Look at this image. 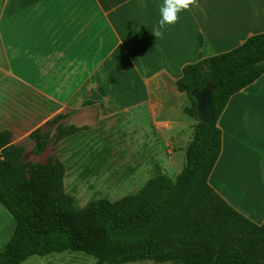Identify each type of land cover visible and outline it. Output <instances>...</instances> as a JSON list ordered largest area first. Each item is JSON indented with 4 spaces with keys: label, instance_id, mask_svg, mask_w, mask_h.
<instances>
[{
    "label": "crops",
    "instance_id": "crops-1",
    "mask_svg": "<svg viewBox=\"0 0 264 264\" xmlns=\"http://www.w3.org/2000/svg\"><path fill=\"white\" fill-rule=\"evenodd\" d=\"M198 2L157 39L151 29L158 27L163 0H0V133L10 131L11 144L18 146L35 129L45 131L48 115L41 101L50 100L60 111L82 109L77 129L50 148L64 164L70 196L69 173L102 170L113 152L139 160L134 173H126L124 189L135 190L130 194L160 174L176 179L179 174L169 171L178 170L183 158L185 168L197 124L187 111L190 98L176 86L184 66L264 32V0ZM88 100L93 103L84 106ZM92 106L106 112L93 115ZM217 125L222 148L209 183L262 224L264 74L231 96ZM46 150L48 145L40 154ZM239 191L253 195L244 201ZM101 198L116 200L88 202ZM15 225L0 202V246Z\"/></svg>",
    "mask_w": 264,
    "mask_h": 264
},
{
    "label": "trees",
    "instance_id": "trees-1",
    "mask_svg": "<svg viewBox=\"0 0 264 264\" xmlns=\"http://www.w3.org/2000/svg\"><path fill=\"white\" fill-rule=\"evenodd\" d=\"M263 74L264 32L186 64L176 86L192 101L187 111L197 115L192 90L211 85L214 117L195 125L185 168L176 179L160 174L136 193L92 200L83 208L64 189L62 161H24L25 148L11 144L10 131L0 133V202L16 220L13 235L0 247V264L67 250L108 264H264V222L241 214L209 183L222 148L218 119L231 96ZM34 136L33 152L40 154L46 135L37 128Z\"/></svg>",
    "mask_w": 264,
    "mask_h": 264
},
{
    "label": "rangeland",
    "instance_id": "rangeland-1",
    "mask_svg": "<svg viewBox=\"0 0 264 264\" xmlns=\"http://www.w3.org/2000/svg\"><path fill=\"white\" fill-rule=\"evenodd\" d=\"M84 106L90 105L93 103L92 100H88L85 102ZM42 108L46 109V113L48 115V121L45 124L46 130H40L46 135V142L49 150L42 154H35L33 152V148L37 142V138L27 137L24 142L21 143V146L25 148V159L27 161H31L35 164L44 163L47 161L50 155V148L55 150L58 146V138L64 131H69L70 128L75 127L77 129L74 122L77 121V116L82 109H71L69 111H60L59 105L55 104L50 100H42L41 101ZM192 106V101H190L188 108ZM92 114L98 115L101 112L99 106L91 107ZM191 116L193 123L199 121L198 116L194 114V112L188 113ZM192 123V127H193ZM74 129V130H75ZM36 130V129H35ZM34 130V131H35ZM33 131V132H34ZM69 131L67 133H70ZM66 133V134H67ZM41 134V133H40ZM128 154V153H120ZM132 156H135L134 154ZM184 160L182 159L181 164L178 165V170L169 171V174L173 177L178 175L183 167ZM139 163L135 157H117V153L113 152V154L105 159V162L101 165L102 170H88V174L84 175L85 170H77V173L74 172V176L70 175L67 178V188L70 190L69 192L74 195L73 202L74 204H78L77 207L83 208L89 200L97 198V197H109V198H119L122 195L130 194L133 191H129L128 189H124L126 186V173L129 174L134 173L137 169L136 165ZM99 165V166H100ZM76 176V177H75ZM139 189V188H138ZM137 189V190H138ZM136 190V191H137ZM107 194V195H104ZM3 245V244H2ZM1 247V246H0ZM20 264H108L98 262V259L94 256L88 255L86 253L80 251H64L58 253H51L48 255H33L27 258L24 262ZM124 264H175L172 262L165 263H157L152 260H144L137 262H130Z\"/></svg>",
    "mask_w": 264,
    "mask_h": 264
},
{
    "label": "clouds",
    "instance_id": "clouds-1",
    "mask_svg": "<svg viewBox=\"0 0 264 264\" xmlns=\"http://www.w3.org/2000/svg\"><path fill=\"white\" fill-rule=\"evenodd\" d=\"M192 7H199L198 0H163L159 9L161 18L158 27L151 29L153 35L157 39L162 38L166 26L175 25L179 21V14L185 10L190 11Z\"/></svg>",
    "mask_w": 264,
    "mask_h": 264
},
{
    "label": "water",
    "instance_id": "water-1",
    "mask_svg": "<svg viewBox=\"0 0 264 264\" xmlns=\"http://www.w3.org/2000/svg\"><path fill=\"white\" fill-rule=\"evenodd\" d=\"M196 101L197 116L200 122L210 123L214 117L213 87L207 85L202 89H194L191 92Z\"/></svg>",
    "mask_w": 264,
    "mask_h": 264
},
{
    "label": "bare ground",
    "instance_id": "bare-ground-1",
    "mask_svg": "<svg viewBox=\"0 0 264 264\" xmlns=\"http://www.w3.org/2000/svg\"><path fill=\"white\" fill-rule=\"evenodd\" d=\"M260 174H261V172H260ZM260 174H259V175H260ZM255 176H256V175H255ZM255 178H256V177H255ZM256 179H257V181H258V180L260 179V177H259V178H256ZM259 182H260V181H259ZM259 182H258V183H259ZM240 189H241V188H240ZM263 189H264V188H263ZM241 191H242V190H241ZM259 191H260V190H259ZM239 192H240V191H239ZM242 192H243V191H242ZM245 192H246V191H245ZM246 193H247V192H246ZM246 193H244L243 195H241V192H240V194L237 192V194H238L241 198H242ZM250 193H251V191H250ZM250 193L248 192V195L246 194V195L244 196V197H246V198L243 197L242 199H243V200L245 199L244 201H249V199H250L251 196L253 195V194H252V195L250 196ZM260 194H261V193H260ZM257 197H258V196H257ZM254 198H256V197H254ZM252 199H253V198H252ZM253 200H254V199H253ZM253 200H251L252 202L250 201V203H253Z\"/></svg>",
    "mask_w": 264,
    "mask_h": 264
}]
</instances>
